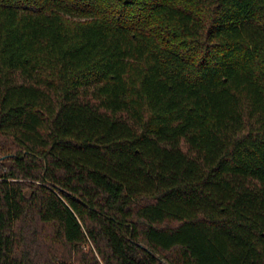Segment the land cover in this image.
<instances>
[{
  "label": "trees",
  "instance_id": "1",
  "mask_svg": "<svg viewBox=\"0 0 264 264\" xmlns=\"http://www.w3.org/2000/svg\"><path fill=\"white\" fill-rule=\"evenodd\" d=\"M0 264H264V0H0Z\"/></svg>",
  "mask_w": 264,
  "mask_h": 264
}]
</instances>
